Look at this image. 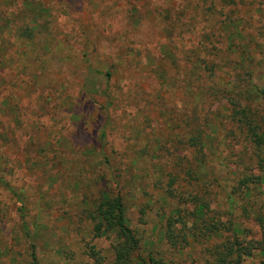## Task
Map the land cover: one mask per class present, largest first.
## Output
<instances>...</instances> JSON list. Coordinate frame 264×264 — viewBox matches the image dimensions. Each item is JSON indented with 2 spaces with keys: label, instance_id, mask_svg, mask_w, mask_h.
<instances>
[{
  "label": "rangeland",
  "instance_id": "rangeland-1",
  "mask_svg": "<svg viewBox=\"0 0 264 264\" xmlns=\"http://www.w3.org/2000/svg\"><path fill=\"white\" fill-rule=\"evenodd\" d=\"M37 1L50 8L42 19L51 16L47 21L54 20L50 27L57 42L36 67L43 72H36L34 81L20 76V88L10 86L14 94L11 104L17 102L21 107L24 124L20 129L10 126L4 134L0 165L11 185L23 191L26 219L37 236L34 243L39 264H96L97 260L113 264L112 248L117 240L113 235L98 237L94 231V213L104 192L122 198L126 224L141 239L144 255L162 258L168 264H207V248L224 238L225 232L207 242L190 241V246L176 250L161 239L163 217L172 214L176 205L162 189L166 175H180L181 193L211 202L209 217L213 222L227 227L230 221L242 239H258L260 229L253 218L264 214V172L259 170L264 165L252 159L250 146L226 120L223 109L214 105L198 122L209 137L207 166L212 175L207 179L199 176L198 183L189 181L183 174L187 169L184 153L179 152L183 146L171 139L183 131L185 80L189 63H197L202 56V48L197 46L201 32L212 37L208 48L219 47L212 36L213 31L219 32L218 15L212 17L210 4L216 10L226 0ZM167 9L171 11L169 21L163 19L162 11ZM249 9L227 5L221 20H248L246 26L238 25L244 45L251 57L264 59V0H256ZM23 18L29 19L27 15ZM8 38L6 60L13 69L18 62L11 60V54L38 46L25 40L15 43L9 34ZM80 51L89 52L94 61L88 63L83 58L79 64L72 56L67 60V55ZM55 53L59 55L53 58ZM225 55L224 51L218 53L219 59ZM227 64L218 62L215 69L222 87L229 78ZM107 71L112 76L109 81L104 77ZM254 74V84L264 90V68ZM6 75L7 82H18L11 81L13 71L6 70ZM106 85L116 99L110 108ZM261 100L253 103V111L264 136ZM102 131L106 135L103 140ZM155 148L161 151L156 153ZM247 175L253 182L250 197L234 191L239 179ZM201 185L205 187L200 189ZM192 186L197 187L196 193H190ZM245 205L248 212L241 210ZM18 208L11 195L0 189V212L5 213L6 227L16 233L19 229L13 222ZM9 238L0 230V264H10L9 259L27 249L25 242ZM91 248L97 257L91 256ZM261 259L257 254L245 264H259Z\"/></svg>",
  "mask_w": 264,
  "mask_h": 264
},
{
  "label": "trees",
  "instance_id": "trees-1",
  "mask_svg": "<svg viewBox=\"0 0 264 264\" xmlns=\"http://www.w3.org/2000/svg\"><path fill=\"white\" fill-rule=\"evenodd\" d=\"M256 0H241L236 3L235 0L223 1V5L214 10L215 5L212 3V17L216 18L218 15L217 25L219 32L212 33L213 38L216 39V44L219 47L208 48L211 42V36L202 31L199 35V43L197 46L202 48V56L200 60L190 62V70L188 71V78L185 80L186 85V113L183 120V131L179 134L173 135L172 140H176L178 144H182L179 152L184 153L187 169L183 174L189 176V181L198 183L197 177L201 176L204 179L210 175L212 170L207 163L208 155V140L209 137L205 131L198 126L201 116L205 110L211 109L217 105L219 109L225 112L226 120L235 125L237 129L245 138V143L250 146L252 159L264 165V136L260 133L262 126L255 119L257 112L253 111V103L256 100L264 99V90L259 89L254 82L253 77L255 72L264 68L263 58L256 59L251 57L244 45L242 33L239 28L248 24V20L236 19L227 21L222 19L225 17V6L238 7L243 10L248 9L255 3ZM259 4V3H258ZM240 11V10H238ZM163 19L169 21L170 10H163ZM235 12V10H231ZM50 8L45 7L37 0H19L8 3L6 0H0V162L4 156L3 143L11 126L13 129L23 128V119L21 117V107L19 104H11L14 94H11L10 86H19L22 81L19 80L20 76H27L31 81H34L38 75L43 72V69L36 68L42 64L41 60L46 56V52L51 50V46L55 44L56 36L52 32L50 25L54 20L47 21L42 19L43 15H49ZM23 15H27L29 19L25 20ZM263 15V13H262ZM175 18V17H174ZM54 19V18H53ZM22 20V23L18 21ZM229 25H228V24ZM240 26L238 27V25ZM237 25V29L235 28ZM263 26V22H259ZM170 26L174 27V23L170 22ZM210 28V27H209ZM9 36H13L15 43L20 40H25L28 45L36 43L38 46L36 50L15 51L14 56L11 54V60L18 62V65L10 69L7 63V48L9 45ZM38 36H37V35ZM239 40L240 42H237ZM215 50V54H210ZM224 51L226 53L224 59H219L218 53ZM51 54V53H50ZM90 53L87 51H80L75 56L72 54L67 55V60L70 56L76 59L80 64L83 58L88 63L93 62V58L89 57ZM55 53V56H58ZM65 57V55H60ZM208 57L217 58V62H209ZM263 59V60H262ZM9 60V59H8ZM12 60V61H13ZM73 60V59H72ZM74 61V60H73ZM213 61V60H210ZM224 61V62H222ZM219 63H225L228 66L227 76L228 82L222 87L216 77L215 69ZM202 64V66H201ZM191 69L193 73L191 72ZM6 70L15 73V78L11 81L18 79V82L11 83L6 80ZM197 70V73L195 71ZM29 72L26 75V72ZM104 77L109 81L112 76L110 72H105ZM11 78V76H10ZM9 78V79H10ZM12 88V87H11ZM108 86H105V96L108 102L107 108L113 106L115 97L108 93ZM85 96H87L85 94ZM262 101V100H261ZM92 103H95L92 101ZM205 120L208 119L205 117ZM105 132H101V139H105ZM169 139V140H171ZM156 153L160 152V148H155ZM183 158V157H181ZM194 165V166H193ZM189 167V168H188ZM195 168V169H194ZM194 170V171H193ZM264 172V167L259 169ZM200 172L195 175L196 172ZM7 171L0 165V189L5 193L11 195V199L19 206L17 211V219L14 221V227H18L19 231L16 233L15 229L6 227L5 213L0 212V230L2 234L8 235L10 241H16L19 244L25 242L27 249L25 254H19L18 257L14 256L9 259L10 264H39L36 256L35 241L37 236L32 234L30 230L29 221H27L28 214L24 204V195L21 189H16L11 185V181L7 177ZM212 175V173H211ZM168 180L163 183L162 189L168 195V198L176 205L168 216L163 217L165 221L161 227V239L172 249H179L190 246V241H209L213 237H217L221 232L227 234L218 242L207 248L208 261L207 264H245L246 259L253 258L255 255L262 257L259 264H264V214L259 213L254 216L253 221L259 226L258 239H242L238 236L237 228L234 224L227 222V227L222 223L213 222L209 214L212 212L210 206L211 202L205 201L203 198L196 197V195H185L179 191V184L182 182L179 178L180 175H166ZM193 179V180H192ZM216 182V178H214ZM251 176L247 175L240 178L237 187L234 191L247 194ZM190 181V182H191ZM204 182H207L204 181ZM204 184V183H203ZM190 185H193L190 183ZM205 187V186H204ZM204 187L199 186L200 189ZM196 186H192L190 193H196ZM244 190L245 192H242ZM202 191V190H200ZM205 193V192H203ZM250 197V193H248ZM190 206V208H189ZM184 208V209H182ZM247 205L242 207L243 212L247 211ZM182 209V210H181ZM123 200L120 196H110L104 192L100 203L96 206V215L94 213L93 219L97 221L94 231L98 237L113 235L117 240L112 248V263L113 264H168L162 258L152 255H144L141 245V239L136 236L134 230L130 229L126 224V212ZM10 223V221H8ZM6 229V230H5ZM5 232V233H4ZM38 235V234H37ZM221 238V235L220 237ZM10 251H7L9 255ZM91 256L97 257L98 254L91 248ZM96 264H100L98 260Z\"/></svg>",
  "mask_w": 264,
  "mask_h": 264
}]
</instances>
